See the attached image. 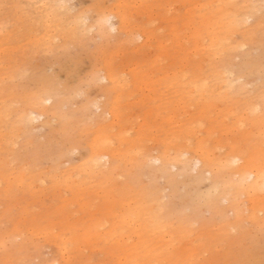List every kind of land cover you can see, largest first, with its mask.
<instances>
[{
	"label": "rangeland",
	"instance_id": "rangeland-1",
	"mask_svg": "<svg viewBox=\"0 0 264 264\" xmlns=\"http://www.w3.org/2000/svg\"><path fill=\"white\" fill-rule=\"evenodd\" d=\"M61 1L0 0V158H10L9 165L0 168V242L4 241L0 264H43L44 259L61 264H139L145 245L156 250L160 264H242L247 258L242 252L251 246L264 264V223L253 227L248 218L251 206L262 214L264 189L251 200L241 196L253 239L243 235L235 244L228 240L235 230L227 233L222 216L211 207L201 205L196 213L190 201L181 206L198 173L192 165L184 167L182 160L168 169L181 182L176 191H171L168 175L159 171L140 175L145 194L125 174L114 180L90 177L79 185L66 177L74 173L87 179L81 169L100 139H109V145H117L127 157V148L138 138L148 147L158 144L159 151L172 135L190 146L195 138L177 127L159 98L166 94L160 84L165 66L170 54L171 58L176 54L169 45L167 21L170 11L182 6L172 0ZM51 2L53 8L61 4L57 11L61 18L47 27L40 16L42 6ZM168 4H173L170 10ZM149 6L147 14L144 8ZM101 10L111 14L110 23L104 25L108 40L99 32ZM71 16L85 26L76 38L65 34ZM137 27L151 36L146 44L141 36L137 42L127 40L139 34ZM161 45L167 46L169 57ZM108 68L125 83L105 97L100 88L107 80L99 77L97 83H89L88 78L91 71L101 76ZM238 81L243 87L237 98L253 97L257 83ZM31 107L44 114L28 127L22 114ZM218 134L242 144L236 129H215L214 135ZM252 136L253 141L261 138ZM18 150L22 161H15ZM189 156L187 152L185 157ZM112 159L121 163L125 157ZM20 163L27 174L19 171ZM54 174L61 179L59 184L52 183ZM33 176L38 177L35 183ZM6 185L12 188L5 190ZM154 196L161 198V211ZM220 204L232 222L233 211L225 200ZM14 238L24 239L26 248L16 249ZM170 239L173 245L168 249Z\"/></svg>",
	"mask_w": 264,
	"mask_h": 264
},
{
	"label": "bare ground",
	"instance_id": "bare-ground-1",
	"mask_svg": "<svg viewBox=\"0 0 264 264\" xmlns=\"http://www.w3.org/2000/svg\"><path fill=\"white\" fill-rule=\"evenodd\" d=\"M172 3H179L182 10L170 11L171 17L167 21L169 45L176 54L172 58L170 54L164 70L166 76L160 81L166 92L159 97L160 107L170 111V119L177 123V127L184 129L186 136L195 138L193 145L190 146L186 139L180 140L179 135H172L168 145L159 151L158 144L148 147L138 138L134 140L138 141L136 144L127 148L130 156L126 157L123 152L120 153L117 145H109V139H100L98 145L91 148L93 154L87 166L81 169L88 175L87 179L76 177L74 173L66 177L79 185L86 183L90 177L114 180L125 174L127 181L135 183L145 194L140 175L159 171L160 174L168 175L171 180L170 189L176 191L181 182L170 176L168 169L176 161L182 160L184 167L192 165L198 173L183 196L181 206L184 207L190 201L196 213L201 205L211 207L222 216L227 233L231 229L235 230L228 239L230 242L238 244L241 237L247 234L252 240V230L246 224L241 196L245 194L251 200L257 190L264 189V4L262 0H172ZM173 4H168L169 10L172 8L169 5ZM52 5V2L49 5L46 3L41 10L43 14L40 17L47 27L57 25L61 18L57 14L61 4H56L54 8ZM144 12L150 14V6L144 8ZM110 15L105 10H101L99 15V32L105 40L110 37L109 30L104 26ZM69 23L71 25L65 34L73 38L85 29L84 24L75 16L70 17ZM145 30L137 27L139 34H131L127 40L137 42L141 36L146 44L151 36ZM161 47L169 57L167 46ZM99 77L107 80L100 88L105 97L113 95L114 87L125 83L124 78L113 73L112 68L105 70L101 76L91 71L89 83H97ZM241 78L257 83L253 97L244 100L237 98L243 87L242 82L238 81ZM236 80L238 84H233ZM43 111L31 107L24 112L22 117L25 125L32 126L34 120L44 114ZM230 128L239 132L241 145H238L235 138L214 135L215 129L224 132ZM198 131H203L204 135L197 137ZM256 134H260L261 138L253 141L255 136L252 135ZM122 136L127 137L125 134ZM187 152H190L189 157H185ZM119 154L125 160L115 163L112 158ZM22 159L20 150L15 151V161ZM9 163L10 158H0V168L7 167ZM23 168V163H20L19 171L27 174ZM57 177V174L51 176L52 183H60L61 179ZM37 179L33 176L32 182L35 183ZM204 182H207L206 188L201 190L200 186ZM9 188L12 185H6L5 190ZM152 199L161 211L160 196ZM222 199L227 202L226 207L233 211L232 222L225 216L226 211L220 204ZM260 210L262 214L253 206L250 207L248 218L253 227L264 223V206ZM172 212L171 208L168 209L169 215ZM161 226L158 223L157 227ZM11 242L18 250L26 248L24 239L14 238ZM172 245V240H168L167 248ZM255 254L257 252H253L252 246L245 248L241 255L247 258L242 264H260L262 260L255 257ZM140 258L139 264H160L161 261L156 250L148 249L147 245ZM252 258L255 260L252 261ZM135 261L132 259L130 262ZM43 264L61 262L44 259Z\"/></svg>",
	"mask_w": 264,
	"mask_h": 264
},
{
	"label": "snow or ice",
	"instance_id": "snow-or-ice-1",
	"mask_svg": "<svg viewBox=\"0 0 264 264\" xmlns=\"http://www.w3.org/2000/svg\"><path fill=\"white\" fill-rule=\"evenodd\" d=\"M110 21H111V17H108L107 20H106V22H109L110 23Z\"/></svg>",
	"mask_w": 264,
	"mask_h": 264
}]
</instances>
